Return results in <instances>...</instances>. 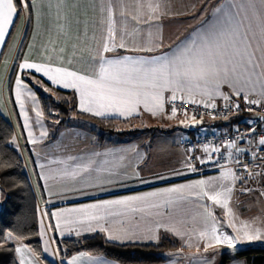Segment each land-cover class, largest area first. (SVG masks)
Instances as JSON below:
<instances>
[{
  "label": "crops",
  "instance_id": "crops-1",
  "mask_svg": "<svg viewBox=\"0 0 264 264\" xmlns=\"http://www.w3.org/2000/svg\"><path fill=\"white\" fill-rule=\"evenodd\" d=\"M152 2L165 7L167 15L159 20L153 19L151 23L141 21L135 24L131 17L136 12L138 0H37L35 8L30 7L29 11L21 12L16 22V18L14 19V27L9 28L4 44L0 45V114L11 124L26 167L33 172V179L31 176L30 179L37 203L42 205L39 211L43 224V234L40 229L41 243L52 249V259L57 264H69L73 257H79L75 264L120 263L102 254L85 251L60 258L53 244L54 237L77 239L101 234L108 240V233L101 232L98 227L95 231H88L87 224L74 222L78 219L76 213H65L60 220V227L57 228V219L51 216L52 212L78 209L83 205L97 204L105 200L141 196L199 180L209 181L212 178L216 179L209 188L210 193L219 190L221 185L233 188L228 198L231 215L226 214L227 209L208 200L207 197L197 196L195 193L199 189H193L191 195L187 190L184 192V199H176L170 204L159 200V208L145 209L143 212H131L114 206L111 209L114 214L107 216L101 223L111 231L123 229L137 233L138 238L132 240L111 241L118 244L157 243L162 238L176 239L179 247L165 252V260L155 264H221L223 255L228 257L225 264H247L244 259L234 255L235 251L249 246H264V240L244 241L238 244L236 250L229 249L226 245H217L205 251L206 241L199 238V232L206 225L210 228L213 221L216 222L218 233L233 234V229L228 226L230 223H235L239 227L241 221L251 222L254 218L264 217V196H261L263 190L248 185L238 177L233 180L232 175L221 178L222 172L234 174L231 168L195 175L187 166V153L181 147V139L186 135H194L201 128H211L214 125L212 121L179 115L169 118L171 112L167 110L166 104L171 96L170 92L164 93V113L155 116L145 111L143 105L140 106L138 113L130 117L119 116L111 111L106 112L104 116H96L92 112L80 109V97L75 89L52 84L34 70L19 69V64L27 58L31 63L51 64L52 67H63L81 75H91L94 67L97 71L99 69V65L94 64L92 60L93 57H97L98 52L105 59L161 55L174 49L177 43L185 40V37L190 39L195 32L208 28L222 13L234 15L240 11L243 15V11L237 6L247 4L248 0H152ZM256 3L259 4L260 0H256ZM106 5L113 8L112 18L117 32V47L108 53L103 52L102 48L108 28L107 12L102 11ZM125 8L127 14L122 16L121 10ZM217 8H220L222 13L217 12ZM26 28L27 37L18 57ZM149 32L162 38L163 47L154 49L151 53L134 51V47L142 43V36L144 41L147 40ZM121 37L126 48L118 47ZM256 55L258 59L260 53L257 52ZM261 70L257 68L250 77L248 74L241 76L234 85L222 84L220 93L227 95L228 100L247 95L248 98L264 103V76L261 75ZM17 75L35 95L33 100L28 94V89L23 91V112L16 100ZM31 76L43 80V87L35 85L30 79ZM44 88L49 89L51 96L52 92L55 93L56 99L66 100L74 97L75 109L72 115L84 123L73 127L77 131L47 132V135L43 136L46 140L42 145L35 146L38 144L36 142L33 147L30 145L27 150L23 148L22 151L21 139L29 140L23 113L26 106L38 108L36 112L39 111L41 107L39 93L45 91ZM57 89L70 94L59 93ZM237 91L240 95L235 94ZM180 95L177 93V97ZM223 95L208 97L195 93L193 98L196 102L218 105L228 101ZM184 99L191 100L187 96ZM77 113L83 116L80 117ZM35 118L37 125L33 121L34 118L27 120L31 133L34 129L38 130L41 123L40 117L36 115ZM43 119L46 120L44 116ZM97 119H114L121 122L116 123V131H110L99 126ZM72 123L70 118L68 123L58 125L63 128L71 126ZM85 164H90L92 176H101L103 182L83 178L87 174L77 176L75 180L64 175L65 172H71ZM135 173L139 174V178L134 175ZM244 188L252 191L244 192ZM157 213L161 215L158 216ZM161 218L170 221V226L174 225L182 236L161 229L158 232V241L143 239L147 228ZM93 224L95 225V222ZM188 244H191V247ZM14 247L19 264L21 260L23 264H42L23 243ZM17 248L22 251L17 252ZM82 253L87 255H81Z\"/></svg>",
  "mask_w": 264,
  "mask_h": 264
},
{
  "label": "snow or ice",
  "instance_id": "snow-or-ice-1",
  "mask_svg": "<svg viewBox=\"0 0 264 264\" xmlns=\"http://www.w3.org/2000/svg\"><path fill=\"white\" fill-rule=\"evenodd\" d=\"M18 3L19 8L17 0H0V45L4 44L5 36L9 34V28L13 26L14 19L18 18L21 12L29 11L30 7L35 8L37 0H18ZM237 7L243 11V15L240 11L234 15L224 14L220 8H217L216 11L222 14L215 23L202 31L195 32L190 39L185 37V40L174 46V49H170L169 52L161 55L123 56L116 59H105L98 52L97 57H93L92 60L94 64L99 65V69L97 71L94 67L91 75H81L63 67H52L51 64L31 63L27 58L19 64V69L34 70L35 73L46 77L52 84L75 89L79 93L80 109L85 112H92L96 116H104L106 112L111 111L119 116L130 117L134 113H138L141 105L145 111L155 116L165 111V92L171 93V101H175L177 93H180L181 100L187 96L193 103H196L193 98L195 93L208 97L223 95L220 93L222 84L234 85L241 76L248 74L250 77L257 68L262 69L261 75L264 76V64L261 63L264 62V0H260L259 4L256 3V0H248L247 4ZM102 11L107 12L106 22L108 25L107 36L102 44L103 52H113L117 47V32L112 18L113 8L106 5ZM126 14V8L121 10L122 16ZM165 15H167V10L160 3H154L152 0H138L136 12L131 19L135 24H139L141 21L151 23L153 19L159 20ZM125 31H127L126 28ZM141 39L142 43L138 47H134V51L151 53L154 49L163 47L162 38L154 36L151 32L148 33L146 41H144L143 36ZM118 47L126 48L123 37H121ZM257 52L260 53L258 59ZM30 79L35 85L43 87V80H38L35 76H31ZM15 83L16 100L23 112L22 94L25 89H28V85L19 75H17ZM44 90L49 91L47 88ZM28 94L35 100V95L30 89H28ZM235 94L240 95V92L237 91ZM223 98L229 99L227 95H223ZM244 99L250 104H260L259 100H249L247 95ZM209 106L215 108V104L205 105V107ZM235 107L239 108V105L237 104ZM23 114L25 127H29L27 113ZM176 114L177 110L172 108L169 118L175 117ZM36 115L42 117L43 113L37 111ZM45 135H47L46 131L41 132V136ZM29 140L33 144L36 143V140L32 138L31 131H29ZM259 144L264 145V137L259 140ZM230 146L235 147V143ZM214 151H218V149H214ZM187 166L192 171L196 170L191 164ZM244 167L247 171V166ZM83 174H87L83 178L89 181L95 179L103 182L101 176H92L90 164L64 173L66 177L73 180ZM134 175L139 178L138 173ZM229 175H232L233 180L237 179L234 174L229 172H222L221 178H227ZM160 178L164 179V177ZM215 179L199 180L192 184L179 185L141 196L105 200L97 204L83 205L78 209H64L60 212H52L51 216L57 219L56 227L59 228L60 220L65 213H76L78 219L74 222L87 224L88 231H95L98 227L101 232L108 233L107 239L109 241L132 240L138 238L135 231L129 232L123 229L111 231L101 223L105 221L107 216L114 214L111 211L114 206H120L131 212H143L145 209L159 208V200L170 204L176 199H184L186 190L191 195L193 189H199L195 193L197 196L207 197L208 200L227 209L226 214L231 215V209L228 208V198L233 192V188L221 185L219 190L210 193L209 188ZM239 179L243 180L244 178ZM243 191L250 192L252 190L244 188ZM261 196H264V192H261ZM157 215L161 214L157 213ZM170 224V221L163 218L157 220L153 226L147 228L143 239L158 241V232L161 229L182 236L175 226H170ZM257 224L259 226H256ZM228 226L233 229V234L218 233L215 221L210 228L206 225L199 232V238L206 241L205 251L217 245H226L229 249L236 250L241 242L264 240V217L254 218L251 222L241 221L239 227L235 223H230ZM41 231L43 234V224H41ZM5 239L18 238L13 237L12 233L8 232ZM188 246L191 247V244ZM16 251L21 252L22 250L17 248ZM81 255L87 254L82 253ZM77 259L79 257H73L69 264H75ZM21 264H23V260H21Z\"/></svg>",
  "mask_w": 264,
  "mask_h": 264
},
{
  "label": "trees",
  "instance_id": "trees-1",
  "mask_svg": "<svg viewBox=\"0 0 264 264\" xmlns=\"http://www.w3.org/2000/svg\"><path fill=\"white\" fill-rule=\"evenodd\" d=\"M17 6L19 8L18 0ZM26 37L27 28L18 57ZM56 91L62 94H70L58 89ZM39 99L43 116L47 121L53 119L56 122L59 121V125L69 122V117L75 109L74 97L56 100L49 94L39 93ZM77 115L83 116L81 113H77ZM96 122L105 130L116 131V123L121 121L97 119ZM23 147L25 149L27 145L25 144ZM0 194L3 196V201L0 203V264H19L14 245L6 242L5 237L8 232H11L13 237H17L30 249L42 264H57L53 259L42 255V243L40 241L42 218L38 209L37 197L26 168L24 156L17 144L14 143V130L9 121L1 114ZM46 222L48 223V221ZM53 244L60 258L78 251H85L92 254H102L120 264L160 263L165 260V252L179 247V242L172 238H162L157 243L118 244L106 240L101 234H92L77 239L54 237ZM234 255L244 259L247 264H264V246L245 247L235 251ZM227 258L226 255H223L221 264H225Z\"/></svg>",
  "mask_w": 264,
  "mask_h": 264
},
{
  "label": "built area",
  "instance_id": "built-area-1",
  "mask_svg": "<svg viewBox=\"0 0 264 264\" xmlns=\"http://www.w3.org/2000/svg\"><path fill=\"white\" fill-rule=\"evenodd\" d=\"M237 104L239 108L235 107ZM205 105L181 100L180 97L175 101L169 98L166 104L169 112L172 108L177 110L176 115L208 119L214 124L211 128H201L194 135L181 139L188 164L196 169L191 172L201 175L228 167L236 177L244 178L248 185L264 190V145L259 144L264 137V121L256 118L258 115L264 117V103L250 104L244 97H239L215 105V108ZM232 143H235V147L230 146ZM38 209L41 211V204H38Z\"/></svg>",
  "mask_w": 264,
  "mask_h": 264
},
{
  "label": "rangeland",
  "instance_id": "rangeland-1",
  "mask_svg": "<svg viewBox=\"0 0 264 264\" xmlns=\"http://www.w3.org/2000/svg\"><path fill=\"white\" fill-rule=\"evenodd\" d=\"M35 92V91H34ZM42 93L43 94H49V91L47 92V91H42ZM35 94H36V92H35ZM36 96H37V94H36ZM52 96L56 99V94L55 93H53L52 92ZM38 98V97H37ZM57 98H59V96H57ZM56 100H58V99H56ZM36 101H38V99L36 100ZM36 109H38V108H36ZM36 109H33L31 106H26V108H25V113H27V117H28V119L27 120H29L30 121V119H33L34 118V120L33 121H35L36 122V118H35V116H36ZM39 111L40 112H42V110H41V107L39 108ZM71 117V122H73L72 124H71V126H64L63 128H61V126L59 127V125H58V123L55 121V120H53V119H51V120H49V121H46V120H44L43 119V116L42 117H40V119H41V123H40V125H38V130L36 129H34V131L32 132V138H34L35 140H36V142L38 143V144H36L35 146H39V145H42V143H44L45 142V140L46 139H43V136H41V132H51V133H54V132H57V133H59V132H61V131H77L75 128H73V127H75L76 125H78V124H83L84 122H82V120L81 119H76V117H74L72 114L70 115ZM33 117V118H32ZM49 122V123H48ZM46 123H48V124H46ZM36 125H37V122L35 123ZM36 125H35V127H36ZM25 126V125H24ZM26 128V130H28V132H29V127H25ZM21 134V133H20ZM29 136V135H28ZM21 141H22V145H27V147L29 148L30 147V145L33 147V143H31L30 142V140H28L27 141V139L25 140L24 138H22L21 139ZM14 143L15 144H17V146H19V144L18 143H16V137H15V134H14ZM19 148V147H18ZM23 146L21 147V150L23 151ZM26 150H27V148H25ZM20 150V149H19ZM27 168V167H26ZM29 172V174H30V176H31V178L33 179V172L32 171H30V169H29V167H28V169H27ZM263 192H264V190H263ZM3 199V196L0 194V203L3 201L2 200ZM41 237H42V235H41V233H40V239H41ZM41 241V240H40ZM6 242L7 243H11V244H13V245H19V243H22L20 240H18V239H6ZM47 249V250H46ZM41 252H42V255L43 256H45V257H47V258H51L52 259V249L50 248V247H46L45 246V244H44V246H43V244H42V247H41Z\"/></svg>",
  "mask_w": 264,
  "mask_h": 264
},
{
  "label": "water",
  "instance_id": "water-1",
  "mask_svg": "<svg viewBox=\"0 0 264 264\" xmlns=\"http://www.w3.org/2000/svg\"><path fill=\"white\" fill-rule=\"evenodd\" d=\"M256 118L259 119V120H261V121H264V117H262V116H259L258 115V116H256Z\"/></svg>",
  "mask_w": 264,
  "mask_h": 264
}]
</instances>
